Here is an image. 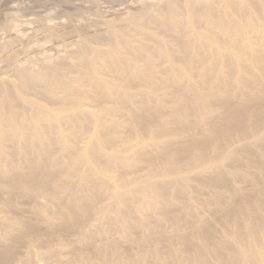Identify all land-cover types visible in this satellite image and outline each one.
<instances>
[{
  "label": "bare ground",
  "instance_id": "1",
  "mask_svg": "<svg viewBox=\"0 0 264 264\" xmlns=\"http://www.w3.org/2000/svg\"><path fill=\"white\" fill-rule=\"evenodd\" d=\"M137 2L0 70V264H264V0Z\"/></svg>",
  "mask_w": 264,
  "mask_h": 264
},
{
  "label": "rangeland",
  "instance_id": "2",
  "mask_svg": "<svg viewBox=\"0 0 264 264\" xmlns=\"http://www.w3.org/2000/svg\"><path fill=\"white\" fill-rule=\"evenodd\" d=\"M137 5H138L137 0H93V1L92 0H68V1L67 0H0V70H2V68L6 67V65L8 64L16 65V64L26 62L28 61V59L38 56V53H39L38 57L40 56L42 57V55L40 54L47 55V52H48L49 57L51 56L52 59L53 58L56 59L62 53L63 48L66 47L64 46L65 44L68 45L69 43H72L78 40L79 38L77 37H79L80 35L82 36L83 34H85L86 31L90 32L91 30L93 31L94 28L97 29V26L94 28L93 26H90L91 28L90 29L88 28L86 31H83V30L78 31V30H75V27L78 28L80 27L81 24L88 23L92 21L93 19L95 20L96 18L101 19V20L98 19V21L100 22L104 20L105 18L108 19L110 17L112 18L119 17L121 14H122L121 16H123L125 13H127L126 11L128 9L129 10H131L132 8L135 9ZM13 6L14 7L16 6L15 7L16 9L13 8ZM75 9L77 10V12L80 10L79 12H81L83 16L84 15H87V16L83 17L80 15L82 18H84L82 20L80 16L75 17L76 14L74 13H77L75 12L76 11ZM111 10L112 12H110ZM70 13H72L74 17L73 16L70 17L69 15H67ZM6 20L8 22L14 21L16 24L15 29H13L11 32L10 30L9 31L4 30L3 24H7ZM82 21L83 22L86 21V22L82 23ZM94 22H97V21H94ZM18 23H20V25ZM47 26H54V27H57L63 30L64 33L67 34L64 40H59V39L57 40V38H48L45 33ZM101 27L99 26L98 29H102ZM14 30L17 32L15 33ZM37 30L39 31V33H37L38 32ZM74 30L76 32H73ZM22 36L24 37L22 38ZM64 41L65 43H63ZM41 45H43L44 47ZM4 69H3V74H6L5 72L7 71H5Z\"/></svg>",
  "mask_w": 264,
  "mask_h": 264
}]
</instances>
